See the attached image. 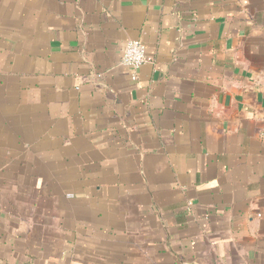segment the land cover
<instances>
[{"label": "crops", "instance_id": "0c3cea01", "mask_svg": "<svg viewBox=\"0 0 264 264\" xmlns=\"http://www.w3.org/2000/svg\"><path fill=\"white\" fill-rule=\"evenodd\" d=\"M0 264H264V0H0Z\"/></svg>", "mask_w": 264, "mask_h": 264}, {"label": "built area", "instance_id": "2783aa9c", "mask_svg": "<svg viewBox=\"0 0 264 264\" xmlns=\"http://www.w3.org/2000/svg\"><path fill=\"white\" fill-rule=\"evenodd\" d=\"M148 61L146 48L140 41H129L126 43L123 55L122 64L131 71V78H138L139 69Z\"/></svg>", "mask_w": 264, "mask_h": 264}]
</instances>
